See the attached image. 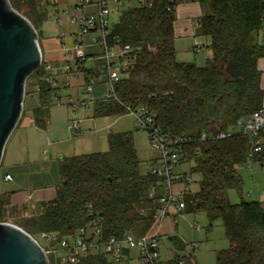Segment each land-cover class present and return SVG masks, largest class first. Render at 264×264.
I'll use <instances>...</instances> for the list:
<instances>
[{
	"label": "trees",
	"instance_id": "16d2710c",
	"mask_svg": "<svg viewBox=\"0 0 264 264\" xmlns=\"http://www.w3.org/2000/svg\"><path fill=\"white\" fill-rule=\"evenodd\" d=\"M36 1L9 0L33 25L34 17L28 13ZM150 1L151 6L122 9L115 19L114 33L132 51L115 85L117 100L96 103L94 116L123 115L126 107L144 105L162 131L190 137L185 148L189 157L198 150L190 169L200 179L187 207L190 212H204L209 226L220 219L229 242L217 252L215 264H264V204L244 200L233 204L228 198L229 190L242 188L237 168L248 150L247 137L234 134L222 140H198L207 128L228 130L263 105L258 63L264 59V43L257 39L263 27L262 0H197L210 9L197 20L200 33L210 38L212 52L202 66L176 58V0ZM43 4L49 6L48 0ZM34 73L42 98L34 118L36 125L44 126L50 88L39 79L40 69ZM260 159L263 153L255 157ZM139 164L132 132H110L105 151L62 158L55 198L42 204L37 213L20 217L17 225L33 236V231L67 236L87 222L86 205L91 204L103 217L105 236L141 232L150 216L141 217L139 210L149 203L147 193L155 178L140 173ZM4 207L8 204L0 199V218ZM168 240L177 251L168 264H178L180 257L184 264H197L190 253H183L185 244L180 238L170 235ZM81 264L107 262L103 256H91Z\"/></svg>",
	"mask_w": 264,
	"mask_h": 264
},
{
	"label": "built area",
	"instance_id": "2783aa9c",
	"mask_svg": "<svg viewBox=\"0 0 264 264\" xmlns=\"http://www.w3.org/2000/svg\"><path fill=\"white\" fill-rule=\"evenodd\" d=\"M124 0H77L71 8H58L54 0H48L51 15L58 28L57 36L60 50L65 58L63 62L53 61L39 67L41 79L49 88L58 86L57 75H64L66 82L81 79L85 96L69 97L68 104L76 110L78 105H94L96 102L88 95L93 86L104 87L103 101L115 99V85L120 80L125 63L129 59L132 47L123 44L114 33L116 14L122 9ZM171 1V0H170ZM136 5L151 6L150 0H136ZM128 7V6H127ZM261 19L264 24V0H262ZM67 24H76L77 29L69 34L72 37L68 46L65 38ZM202 45L195 43L194 51ZM38 69V70H39ZM39 93L38 82L33 79L26 81L25 94L28 91ZM76 95L78 93L76 92ZM55 94L52 101L59 102ZM132 114L135 126L147 131L148 141L156 155L150 159L147 172L155 178L148 190L149 203L139 210L141 217L150 216L149 224L141 232H126L121 236L108 235L103 232V217L98 215L91 204L86 205L87 222L73 234L60 236L55 232H39L37 235L42 243L32 235L43 249L47 264H81V260L91 256H103L107 264H168L170 259L162 258L160 239L162 223L175 213H182L187 208L188 198L195 192L191 185L196 182L195 174L184 167L191 164L192 156L187 149L192 139L179 137L162 131L156 126L154 115L144 105L135 108L126 107ZM80 120H69L68 127L78 132ZM234 126L239 131L233 130ZM222 131L212 127L198 136L200 142L222 140L240 134L248 139V150L243 166L249 167L255 157L264 153V106L254 111L248 118H240L235 125ZM5 181L11 180L5 175ZM193 228L199 226L192 224ZM51 255V258L49 257ZM183 257L178 264H184Z\"/></svg>",
	"mask_w": 264,
	"mask_h": 264
},
{
	"label": "rangeland",
	"instance_id": "374dc122",
	"mask_svg": "<svg viewBox=\"0 0 264 264\" xmlns=\"http://www.w3.org/2000/svg\"><path fill=\"white\" fill-rule=\"evenodd\" d=\"M62 4L72 3L74 0H58ZM43 0H37L35 8L30 11L29 16L34 17L35 28L38 32V42L42 51V60L44 63L53 62L61 57L60 42L58 41L57 31L51 15V8L49 6L41 5ZM40 4V5H39ZM135 0L123 1L120 5V9L127 6H134ZM206 12H209V6L204 5ZM43 10L46 11L43 14ZM38 13V14H37ZM41 15V18L39 17ZM118 14H116L117 17ZM115 17V19H116ZM77 29L76 24H68L65 26V30L68 33V37L65 38L67 45L71 44V38L69 34ZM71 31V32H70ZM258 40L264 42V29H261L258 33ZM198 44L202 45L201 49L197 52H192L189 45L179 43L176 45L178 54L176 58L179 61H192L198 66L205 64L206 60L210 58L209 54V38L206 35L198 36ZM184 48L185 50H181ZM181 52V53H180ZM184 53V55H183ZM36 74L30 75L29 81L35 79ZM73 84L80 87L78 95L76 91L73 93L76 97H84V90L80 83V80L74 81ZM99 86H93L95 90L94 99L100 100L103 97L102 87L100 91ZM30 91V90H29ZM31 92V91H30ZM27 94L24 97V103L27 99ZM34 101V102H33ZM32 103H36L33 100ZM25 106L22 112L25 113ZM48 119L52 122V125L57 127V133L61 140L59 144L54 145L53 139L49 137V143L47 144V137L38 140L39 154L42 160L48 159V165L46 166L49 182H60L58 174L59 161L62 158L71 157L75 155H84L95 152H103L107 149V135L110 132H123L131 131L135 143V149L138 159L140 160L139 172L144 174L149 169V160L156 155V152L151 148L148 141L147 131L138 129L135 126L134 118L132 114L126 113L123 115H107V116H94L93 105L88 106L78 105V108L74 110L69 104L66 105L64 97H61L59 102H54V105L48 110ZM80 120V130L78 132L72 130L68 131L69 120ZM235 132L239 131L238 126H234ZM17 130L12 136V141H16L17 147L25 148L26 138L21 136ZM45 134V133H44ZM31 139H29L28 147L31 148ZM23 145V147H22ZM27 146V145H26ZM20 156V155H19ZM188 164L184 167L185 170L189 169ZM46 172V171H45ZM237 173L242 179V188L240 191L231 189L228 191V198L231 203H239L240 201H261L264 200V165L261 167L259 164H253L251 167L239 166ZM196 182L191 185L193 191H197L199 187L200 176L195 174ZM3 215L0 218L2 221L11 222L17 225L20 217H26L30 212L24 211H11L9 207H4ZM195 224L199 228H193L191 225ZM19 226V225H17ZM20 227V226H19ZM161 253L162 258L169 256L167 249L173 250L172 244L168 240V236L176 235L185 244L183 253L191 254V259L198 264H215V258L218 251L228 247L229 242L225 236L222 221L216 219L209 226V220L206 214L202 211L190 212L187 207L182 213H175L172 218L166 219L161 227ZM37 231H33L32 234L40 243L41 239L38 237ZM36 234V235H35ZM43 244V243H42ZM51 258V255L49 256Z\"/></svg>",
	"mask_w": 264,
	"mask_h": 264
},
{
	"label": "crops",
	"instance_id": "0c3cea01",
	"mask_svg": "<svg viewBox=\"0 0 264 264\" xmlns=\"http://www.w3.org/2000/svg\"><path fill=\"white\" fill-rule=\"evenodd\" d=\"M76 1L77 0H74L70 4L66 3L65 1V3L62 4L58 0H54L58 8H71V6ZM124 1L128 2L130 0H124ZM136 4L137 3L135 0L134 5ZM205 13L206 10L204 5L200 4L197 0H176V6L174 9V16H175L174 46H175L176 54H178V49L176 45H178L179 43L180 44L184 43L185 45L188 44L189 47H191L192 52L195 53L194 47H195V43L198 42L197 38L198 36L203 35L200 33V27L197 20L199 19L200 16H202ZM262 29H264V24ZM70 38L72 40V37ZM207 38H209V36H207ZM259 42L264 43L263 41H259ZM209 43H210V38H209ZM182 50L185 49L181 48V50L179 51ZM60 52H61L60 53L61 57H59V59L55 61L63 62L65 58L63 57L61 50ZM209 52H210L209 54H211L209 59H211L212 52L210 48H209ZM185 62H192V61H185ZM258 65L260 70L262 71L261 87L264 92V59H261ZM56 79L58 80V86L56 88H50V91L46 95L48 102L46 104L47 117L44 126L36 125L34 118V112L41 106V102H42L41 95L40 93H33L28 91L27 93L28 98L26 99L25 103H23V107L25 106V110H24L25 113L22 112L21 117L14 131L10 135L5 145L2 160L0 163V199L6 202L8 204V207H16L18 210L24 212L37 213L42 204L55 198L58 186L61 182L60 175H59L60 178L59 183L54 182V184H52L49 182L47 169H46V166L48 165L49 162L48 159L42 160V158L40 157L38 140L39 138L41 140L46 136L47 144L50 142L49 137L53 139L54 145L59 144L61 142V140H57V138H59L57 133V127L53 126L52 122L48 119V110L50 109L51 106L54 105V101H52V97L55 94L59 95L60 98L64 97L65 103L67 105L69 97H71L75 91L78 93L80 87H78L79 85L73 84L74 81L77 80L66 82V78L64 75H57ZM79 80L81 83V79ZM96 86H99L98 87L99 91H100V87H102L103 89L102 92L104 94V87L102 85H96ZM94 92L95 90L92 88L91 92L86 96L94 99V97H96ZM83 96H85V93L83 94ZM33 100H35L36 102L35 104L32 103ZM94 101L96 103L103 101V97L100 100L94 99ZM96 103L93 105V110ZM262 106H264V97H263ZM248 117L249 115L243 117V119H246ZM17 130H20L19 133H21V136L24 135L26 138L25 143L27 146L25 145V148L19 149V147H17L16 144L17 142L12 141V136L15 134ZM67 130L72 131L69 127H67ZM29 139H31L30 142L32 146L31 148L28 147ZM257 163L259 164V166L262 167L264 165V159L254 160L249 167ZM149 165H150V160H149ZM58 174H59V165H58ZM5 175H10L11 180L5 181L4 179ZM252 201L264 204V200L261 201L252 200ZM160 248H162L161 239H160ZM166 251L169 254V256L166 257V259L172 258V256H174L177 252L174 247L173 250L169 248Z\"/></svg>",
	"mask_w": 264,
	"mask_h": 264
},
{
	"label": "water",
	"instance_id": "95a60500",
	"mask_svg": "<svg viewBox=\"0 0 264 264\" xmlns=\"http://www.w3.org/2000/svg\"><path fill=\"white\" fill-rule=\"evenodd\" d=\"M38 38L31 21L9 0H0V163L22 114L26 81L42 62ZM261 219L264 221V209ZM0 264H47V257L31 234L14 223L0 221Z\"/></svg>",
	"mask_w": 264,
	"mask_h": 264
}]
</instances>
